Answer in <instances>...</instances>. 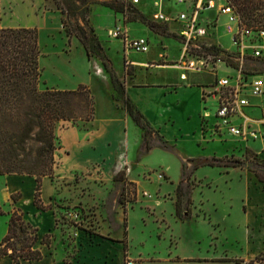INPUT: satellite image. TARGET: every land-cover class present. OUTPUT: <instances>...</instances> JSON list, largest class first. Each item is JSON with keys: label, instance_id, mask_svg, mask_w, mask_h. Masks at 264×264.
I'll return each instance as SVG.
<instances>
[{"label": "rangeland", "instance_id": "374dc122", "mask_svg": "<svg viewBox=\"0 0 264 264\" xmlns=\"http://www.w3.org/2000/svg\"><path fill=\"white\" fill-rule=\"evenodd\" d=\"M61 1L65 8V14H62L57 9L54 0H40L39 3L37 0H33L32 4L28 3L30 0H14L10 3L0 0V25L2 27H17L25 21L33 22L32 19H27L24 16L26 12L28 16L31 14V5L35 8V13L37 14L39 12H46V19H41V23L38 24L37 28L41 49L39 58L41 68L39 86L42 89L52 87L49 82L64 87L73 85L75 80H80L81 82H89L90 80V76L86 71L88 63L84 57L82 45L75 36H72L70 40L67 39L61 22L62 19L66 20L70 28H75L79 24L85 27L87 31L90 27L94 29L103 52L110 61L111 71L119 78L124 73H133L135 68L128 62L123 53L122 40L113 38L108 34L107 29L114 24L109 15L111 12L121 15H118L120 17L119 23L124 24L127 22L131 36H149L146 27L142 24L144 22L141 20L140 15H145L148 20L159 22L158 8L154 6L156 1L161 2L163 13L168 17H175L180 12L193 8L191 3L193 1L188 0L182 2H178V0H140L137 6H135L138 10L137 14L128 13L127 15V13L116 12L107 7L106 3L114 0ZM83 1L85 2L84 4L82 3ZM117 1L121 2L122 0ZM203 2L209 7L199 12V19L203 25L208 24L209 38L217 41L224 49L235 51L237 47L232 39L233 32H228L227 25L231 23L235 27L236 23L229 22L226 14L219 13V7L223 0H203ZM16 6L21 8L14 15ZM86 6L88 9L85 11V19L82 20L80 10L85 9ZM67 7L74 8V11L66 9ZM49 9L51 11L48 12ZM132 17H137V21L140 20V22H134L136 20ZM169 23L177 31L181 28L178 24H174L175 22L173 21ZM256 26H259V24H256ZM157 31L162 34V29H158ZM168 32L173 31L168 30ZM174 33L177 32L175 31ZM163 35L175 54L178 53L182 39L178 37L176 39L172 37L168 38L164 33ZM149 38L151 40L150 52L139 53L131 50L132 52L128 51V58L143 61L146 60L148 55L157 53L160 47L154 39L153 34H150ZM75 39L79 42L78 49L71 42ZM66 40L69 42L66 43ZM62 48L66 49V51L70 49L72 53L69 56L58 53ZM95 60L97 59L94 56L88 58L90 62L88 72L94 73L98 77H101V79H104L108 73L102 65L99 67ZM187 62L196 63L191 58H187ZM246 63L259 67L258 63L254 61L246 60ZM218 65L217 78L226 76L227 74H232L233 78V69L228 68L224 63L218 62ZM139 71L142 75L146 70L144 67H141ZM175 75L174 72L172 78L173 76L174 78L178 77H175ZM150 79L157 80L159 77L153 74ZM108 88L109 86L106 83L104 87L102 84V87L95 88L94 82L96 92L94 94L96 96L95 111L96 109L98 110L99 119L108 115L112 110V99L107 94ZM114 103L118 106L115 100ZM172 109L177 126H181L183 129L187 127L184 115L182 116L181 107L175 106ZM66 123L69 122H60L56 129L59 145L56 151L57 156L55 157L57 162L56 167L61 164L62 158L66 154L61 144V135ZM170 143L176 144L175 147L182 153L196 154V147L186 135L178 142L171 140ZM230 144L231 142L221 143L215 140L204 150V154L207 156L230 154L231 152L227 151ZM234 144L236 151H238L237 153L240 150L242 154H245V148L247 147L245 142H234L233 146ZM251 146L259 150L260 141L252 142ZM78 151L74 153L75 160H79L80 158ZM166 162L173 179L177 178L180 174L178 166L174 162H170V160H166ZM63 164V168H71L74 162L65 159ZM189 164L192 165V163ZM122 171L123 174L111 183L105 181L99 172L94 174L91 170L90 173H76L71 180L54 179L55 183L58 184V192L64 186L72 189L75 187V195L67 196L71 200L60 196L59 199L55 198L51 202L57 222L55 228L50 231L51 245L47 246L50 247L52 253L55 252L57 254L58 261L56 264H98L96 261H100V258L103 261L102 264H129L131 260L135 261L136 264H230L225 260L227 257L224 256L229 255L230 247L227 242H231L233 224L230 223V219L226 218L224 211L228 204V199L231 197L235 200L243 192L244 181L236 177V171L233 172L232 179H228L227 181L224 180L223 175L218 170L205 173L213 179V186L205 190L204 199H208L211 204L214 203L215 210L210 215L207 214L204 217L201 213L203 211L201 206L194 201L193 211L200 214L183 219L176 214V187H171L175 183L163 184L162 192H159L157 185L149 182L150 179V181L154 180L152 177L162 180L163 183L167 180L165 175L158 169L141 174L140 179L143 180L144 186L138 190L136 183L133 182L134 185H130L128 191L123 196H121L122 188L126 183L131 181L128 176H131L132 169L125 165ZM158 174H162L163 179L159 178ZM200 184L198 180L193 181L194 188ZM169 186L171 187L170 190L168 189ZM166 189L167 191H163ZM101 195H104L102 199H100ZM80 197H84L87 203H83ZM120 197L128 200L126 202V210H129V219L127 221L128 238H126L128 240L126 245L129 257L126 251L123 254L121 244L119 247L113 245L116 241L114 236H112L114 232L116 231L117 234H121L122 236L124 229V216L126 212L123 211V207L119 202ZM133 197L134 200L130 201ZM157 199H160L158 200L159 202L156 201ZM148 205H154L156 210H150ZM115 217L121 222L120 225L114 222ZM41 227L44 228L45 226L42 224ZM2 229L3 227L1 231ZM105 244L110 245V247L107 249ZM43 246L45 247L46 245ZM84 255H86V259L81 262Z\"/></svg>", "mask_w": 264, "mask_h": 264}, {"label": "crops", "instance_id": "0c3cea01", "mask_svg": "<svg viewBox=\"0 0 264 264\" xmlns=\"http://www.w3.org/2000/svg\"><path fill=\"white\" fill-rule=\"evenodd\" d=\"M4 1L10 3L14 0ZM37 2L39 3L40 0H37ZM28 3L32 4L33 0H30ZM20 8L21 7L18 6L15 7L14 15H16ZM30 11L31 14H29V16L27 12L24 16L27 19H32L33 22L25 21L20 23L17 27L38 28L41 19H46V12H39V14L35 13V8L32 7V5ZM49 11H51V9H49L48 12ZM109 15L114 24L107 30L120 22V17H118L119 13L116 14L111 12ZM134 22H140V20L137 21L136 18V21ZM154 22L162 24V22ZM142 24L146 27V30L149 33V36L142 35V37H146L149 40L150 49V34H153V37L160 48L157 53L148 55L146 60L136 61L128 58V51L132 52L133 50L125 48L123 44V53L128 62L134 66L135 71L133 73H124L119 78L124 82L127 96L145 115L151 127L154 129V132L152 133L154 143L153 148L145 152L141 140V130L134 124L124 110L114 103L113 95L115 94V91L110 76L107 74L104 79H101L98 75L88 72L90 62L83 49L84 57L88 63L86 71L90 76L89 82L75 80L73 85L64 87L49 82L50 86L57 89L73 90L81 84L87 85L93 94L95 102L96 96L94 94L96 92L94 89V82L95 88L102 87V84L104 87L106 83L109 86L107 94L108 96H111L112 99V110L108 115L99 119L98 110L96 109L94 119L86 125H76L66 121L69 123L65 124V128L61 135V144L66 151V154L62 158L61 164L58 167H55V177L53 179L49 176H44L42 178L41 199L45 205L49 206L48 209L41 210L34 204L33 200L36 186L35 177L20 174H0V206L4 210V214L0 215V243L8 230V219L11 210L20 209L24 212V218L38 228L39 240L34 247L41 251L42 257L38 260L21 259L20 264H56L58 261L57 254L55 252L52 253L50 247L47 246L51 245V240L49 244H42L40 240L45 234H50L51 236L50 231L56 226L57 221L51 207V202H53L55 198L59 199L60 196H62V198H68L71 195L74 196L75 187L72 189L68 186H64V188H61V191L58 192V184L55 183L54 179L71 180L76 173H90L91 170L94 174L99 172L105 181L111 183L115 180L119 171L127 165L132 169V174L131 176H128V178L136 183L138 190L144 186L143 180L140 179V175L144 174V172L158 169L163 175H165L168 181L165 180L163 183L162 180L152 177L154 180L150 181V179L149 182H152V184L154 183L153 185H157L158 191L162 192L163 184L175 183L173 186H170L173 188L177 187L183 177V163L187 162L188 170L191 167L187 161L189 158H210L216 156L215 154L211 156L204 154V150L215 140L221 143L231 142L230 147L227 150L231 153L216 157L234 156L240 159L244 158L245 154H242L239 149V153H237L238 151L235 149V144L233 146L234 142L242 143V140L225 132L221 133L219 137L211 135V129L214 124L213 112L215 110V101L211 97H206L204 95L207 94L209 88L214 83L218 74L217 69L219 68V65H217L215 71H211L209 67L208 69L205 68L201 71H193L185 69L182 66H177L176 62L181 60L183 49L182 42H180L181 46L179 52L175 54L163 34L159 31L152 30L144 23ZM174 24L180 26L178 22H175ZM162 25L165 26L167 32L168 30L173 31V33L175 31L177 32L171 23H164ZM123 26L130 37H139L130 35L127 22L124 23ZM67 39L70 40L68 37ZM68 40H66V43L69 42ZM71 42L76 46V49H78V40L75 39ZM150 49L148 52H150ZM58 53H63L69 56L72 51L70 49L66 51V49L62 48ZM95 61L98 66L101 67L102 64L100 61ZM141 67H144L146 70L142 75L139 71ZM174 72L176 74L175 77H178L174 78L173 76V79L172 74ZM153 74L159 77V79L151 80L150 78ZM251 101L258 102V99L251 98ZM175 106L181 107L182 116L184 115L186 125H188L187 127H184V129L176 124V118L172 111V108ZM245 111L252 115L258 114L256 109L250 107L246 108ZM207 113H209V116H207ZM185 135L191 139L192 144L196 147V154L190 155L182 153L177 150L175 147L176 144L170 143L171 140H173V142H178L185 137ZM159 136L172 146V151L165 150L160 146ZM258 141H260V149L256 150L251 144L252 142ZM246 146V148L253 150L258 158L264 160V139L248 141L246 142ZM77 150H79L78 152L80 153L79 160H75L74 157V153H77ZM56 156L57 154H55V157ZM65 159L74 162L71 168H63ZM166 160L174 162L180 169V174L177 178L173 179ZM212 170H218L226 181L228 179L231 180L233 172L236 171V177L239 178V180L243 179L244 181L242 194L235 200L230 197L224 211L226 218L230 219V223L233 224L231 242H227L230 247L228 252L229 255L224 256L227 257L225 260L230 264H264V183L260 182L255 174L248 168L201 166L195 169L191 176V180H198L201 184L195 188L193 185L191 216H197L200 214L193 211L194 201L201 206L203 211L198 212H201L204 217L207 214L210 215L211 212L215 210L214 203L211 204L208 199H204L205 190L213 186V179L205 173ZM170 186L168 188L169 190L171 188ZM163 191H167V189ZM14 194L19 195L16 201L12 199V195ZM103 196L104 195H101L100 199H102ZM68 199L71 200V198ZM81 200L83 203H87L84 197H82ZM158 200L160 199H157L156 201L159 202ZM148 207L150 210H156L154 205H148ZM125 216L128 221L129 210H126ZM117 219L118 218L115 217L114 222L120 225L121 222ZM44 222H46V224H44ZM42 224L45 226L44 228L41 227ZM2 227L3 229L1 231ZM124 229L122 236L121 234H117L116 231L114 232V235H112L116 240L113 245L119 247L121 244L123 254L125 251L124 243L128 240L126 239L128 238L127 236L124 237ZM42 245L46 246L42 247ZM105 246L107 249L110 247L108 244H105ZM224 251H226V249H224ZM126 252L128 253V248ZM85 257L86 255L83 256L81 262L86 259ZM236 259H239L241 262H236ZM96 262L102 264L103 261L100 258V261ZM0 264H12V258L9 255H4L0 257ZM129 264H136V262L131 260Z\"/></svg>", "mask_w": 264, "mask_h": 264}, {"label": "trees", "instance_id": "16d2710c", "mask_svg": "<svg viewBox=\"0 0 264 264\" xmlns=\"http://www.w3.org/2000/svg\"><path fill=\"white\" fill-rule=\"evenodd\" d=\"M57 9L65 14L61 0H54ZM230 4L238 15L242 24L252 28H264V0H223ZM85 3L84 1L82 2ZM207 3V2H206ZM116 12L136 13L135 5L122 0L106 3ZM72 11L74 8L67 7ZM80 10L81 19H85V11ZM74 11V10H73ZM139 14V13H138ZM141 20L152 30L162 29V34L168 37L180 38L177 33L167 32L165 26L148 20L140 15ZM136 20L137 17H132ZM1 20V17H0ZM62 26L68 38L75 36L81 43L87 57L94 56L109 74L115 94L113 99L118 106L131 118L141 130V140L145 152L154 146L152 133L154 129L145 115L132 103L126 94L124 82L111 71L110 61L103 52L100 41L92 27L87 29L81 25L68 27L62 19ZM86 23V22H85ZM87 24V23H86ZM259 24V26H256ZM205 53L213 54L226 63L236 65L233 60L235 53L212 44L206 47ZM41 54L39 33L35 27H2L0 25V174H20L33 176L36 179L34 204L41 210L49 208L41 199L42 178L55 177V154L59 148L56 136L58 124L69 121L76 125H86L95 117V102L93 94L87 85L81 84L73 90H63L54 87L40 88L41 68L39 58ZM160 146L172 151V146L159 136ZM192 163L187 169V162L183 163V177L176 187V214L187 218L192 214L191 176L195 169L201 166L241 167L252 171L257 179L264 183V160L249 148H245L243 159L230 157L189 158ZM123 174L119 171L115 179ZM130 185L129 181L122 188L123 196ZM19 195H12L16 201ZM134 197L130 200L133 201ZM120 204L126 212V202L120 197ZM4 210L0 206V215ZM127 218L124 216V237L127 236ZM39 240L38 228L24 218L20 209L9 213L8 230L0 243V257L9 255L12 264H20L21 259L35 260L42 257L41 251L35 248ZM42 244L50 243V234H45L40 240ZM124 250H127L126 242ZM236 262H241L236 259Z\"/></svg>", "mask_w": 264, "mask_h": 264}, {"label": "built area", "instance_id": "2783aa9c", "mask_svg": "<svg viewBox=\"0 0 264 264\" xmlns=\"http://www.w3.org/2000/svg\"><path fill=\"white\" fill-rule=\"evenodd\" d=\"M133 5H137L140 0H124ZM187 0H178V2ZM193 1V8L182 11L175 17H168L163 13L160 1H156L154 6L158 8L159 22H178L180 29L177 34L182 39L181 60L176 62L177 66L193 71H201L209 67L215 71L218 62L224 63L228 68L233 69L232 74L221 76L215 79L209 88L206 97H211L215 101L213 112L214 124L211 135L219 137L221 133H228L243 142L264 139V28H252L245 26L240 21L233 7L222 2L219 13L226 14L229 22H235L234 27L228 23V32H233V41L237 49L229 51L235 53L233 60L236 65H231L215 57L213 54L205 53L206 47L213 43L222 47L217 41H213L208 36V24L203 25L199 19V12L207 6L203 0ZM134 14V13H133ZM128 15V12H127ZM215 24V23H214ZM109 36L121 39L124 47L135 52L145 53L150 49V42L146 37H130L122 23H119L108 30ZM223 48V47H222ZM188 59H193L196 63H188ZM246 60L258 63L259 67L246 63ZM232 78V79H231ZM251 98L258 99L252 102ZM253 108L258 114L252 115L245 111L246 108ZM209 116V113H207ZM240 119V120H238ZM130 171V169L128 168ZM158 177L163 179L162 174ZM252 264V263H248Z\"/></svg>", "mask_w": 264, "mask_h": 264}]
</instances>
